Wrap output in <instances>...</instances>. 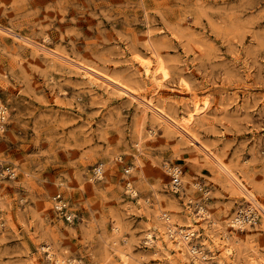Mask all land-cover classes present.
Wrapping results in <instances>:
<instances>
[{"label": "rangeland", "instance_id": "rangeland-1", "mask_svg": "<svg viewBox=\"0 0 264 264\" xmlns=\"http://www.w3.org/2000/svg\"><path fill=\"white\" fill-rule=\"evenodd\" d=\"M0 105V264H264V0H0Z\"/></svg>", "mask_w": 264, "mask_h": 264}, {"label": "built area", "instance_id": "built-area-1", "mask_svg": "<svg viewBox=\"0 0 264 264\" xmlns=\"http://www.w3.org/2000/svg\"><path fill=\"white\" fill-rule=\"evenodd\" d=\"M5 118V108L0 105V121H3ZM171 180H172V185L175 189H178L180 185V173L181 169L178 168L177 166L171 167ZM1 174L6 175V176H14V170L12 167L9 165H5L1 169ZM52 201L54 204V209L55 211L62 217H64L66 220L71 221L73 219L72 212L69 210L68 207V202L66 198L60 193L57 192L52 196ZM237 219L239 222H252L255 220V217L252 215V213L249 212V214H238ZM4 225L3 219L0 216V228Z\"/></svg>", "mask_w": 264, "mask_h": 264}, {"label": "bare ground", "instance_id": "bare-ground-1", "mask_svg": "<svg viewBox=\"0 0 264 264\" xmlns=\"http://www.w3.org/2000/svg\"><path fill=\"white\" fill-rule=\"evenodd\" d=\"M154 70V69H153ZM201 209V208H200ZM204 215V214H203ZM167 216V215H166ZM160 217H161V215H160ZM233 221H234V223H237V222H239V220L237 219V216H235L234 218H233ZM164 223V222H163ZM163 223H161V224H163ZM166 223V222H165ZM240 223V222H239ZM241 224V223H240ZM166 228H167V232H165V233H167V234H171V232L174 234V236L176 235V237H175V245L176 246H179V250L180 251H183V250H185V247H187L194 255V258H196L198 255H196L197 253H194V252H196L195 251V248L193 247V245H191L190 243H189V240L191 239V237H190V235H194L195 234V231L193 230V229H191V230H189V232L188 233H183L182 232V229H179L180 227H178L174 222H169V223H167L166 225L165 224H163ZM193 228V227H192ZM164 233V232H163ZM164 233V234H165ZM163 235V234H162ZM145 236H147V239H148V241L149 242H151L152 241V235H151V233L150 232H146V235ZM159 236V235H158ZM167 237H168V235H167ZM170 237V236H169ZM226 235H223V234H221V238H222V249H224V251H230L231 250V248H230V246H229V244L228 243H226V241H225V239H226ZM211 238H213V236H211ZM229 239H230V237H229ZM228 239V240H229ZM165 241V240H164ZM213 241H215L214 239H213ZM174 244V243H173ZM118 249V248H117ZM201 250V249H200ZM123 251V250H122ZM122 251H120V254L122 255V256H124L125 254L122 252ZM186 252V251H185ZM203 252V251H202ZM204 253V252H203ZM202 254V253H201ZM120 255V256H121ZM207 257V256H206ZM124 258V257H123ZM191 258V257H190ZM198 258H200V256L198 257ZM204 262V261H203ZM205 264H207V262L205 261Z\"/></svg>", "mask_w": 264, "mask_h": 264}]
</instances>
